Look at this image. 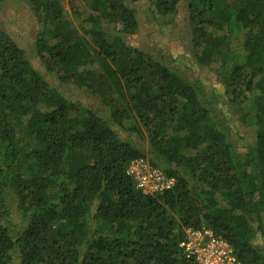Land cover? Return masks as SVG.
<instances>
[{
	"label": "trees",
	"instance_id": "16d2710c",
	"mask_svg": "<svg viewBox=\"0 0 264 264\" xmlns=\"http://www.w3.org/2000/svg\"><path fill=\"white\" fill-rule=\"evenodd\" d=\"M24 1L44 69L90 100L66 98L0 31V264H198L181 247L189 228L264 264V0H147L160 26L184 10L193 61L253 132L242 151L202 80L167 48L130 43L128 0H77L71 18L60 0ZM122 132L146 140L170 187H136L128 167L147 153Z\"/></svg>",
	"mask_w": 264,
	"mask_h": 264
},
{
	"label": "rangeland",
	"instance_id": "374dc122",
	"mask_svg": "<svg viewBox=\"0 0 264 264\" xmlns=\"http://www.w3.org/2000/svg\"><path fill=\"white\" fill-rule=\"evenodd\" d=\"M60 1L68 18H71V8L83 7L77 0ZM128 1L134 8L138 19V28L136 32L128 37L130 43L135 47L149 51H158L159 48H167L172 58L175 59L176 63L180 65L189 76L202 80L204 82V98L212 102L211 106L215 113L214 116L224 115L226 123L219 118H217V120L227 127L231 142L236 144L238 151H242L245 144L251 143L254 137L253 132L247 126L237 121L234 116L233 108L223 100L222 87L218 83L216 77L211 75L207 68L200 67L193 61L188 47V27L184 21L186 17L184 10L180 8L178 13L170 16L169 20L172 19L175 22L167 26H160L152 22L147 0ZM38 20L39 17L30 11V8L24 0H6L2 5V9H0V31L9 34L18 46L25 51L27 59L34 68L37 69L54 88L65 95L66 98L79 102L89 101V96H87L86 93L79 91L71 85L59 83L44 69L33 47V39L39 28ZM121 135L128 141H132L142 151H147L146 140H141L137 138L136 135L126 132H122ZM154 161L158 162L155 159ZM145 162L148 168H153L161 172L158 164L155 166V164L151 163L148 153ZM9 218L12 221V225H20V217L18 215L12 214V217ZM260 240L261 243H263L264 237H261Z\"/></svg>",
	"mask_w": 264,
	"mask_h": 264
},
{
	"label": "built area",
	"instance_id": "2783aa9c",
	"mask_svg": "<svg viewBox=\"0 0 264 264\" xmlns=\"http://www.w3.org/2000/svg\"><path fill=\"white\" fill-rule=\"evenodd\" d=\"M128 173L133 176L136 187L144 194L161 193L172 184V180L162 172L148 168L143 159L133 160L128 167ZM181 247L198 264H237L229 245L206 228L187 229L186 241L181 243Z\"/></svg>",
	"mask_w": 264,
	"mask_h": 264
}]
</instances>
